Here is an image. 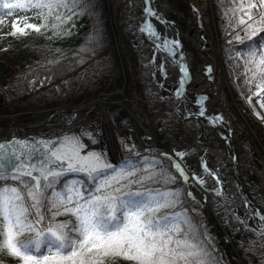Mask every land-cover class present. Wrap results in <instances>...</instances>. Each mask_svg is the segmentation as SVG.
Masks as SVG:
<instances>
[{"label": "snow or ice", "instance_id": "6c2138e0", "mask_svg": "<svg viewBox=\"0 0 264 264\" xmlns=\"http://www.w3.org/2000/svg\"><path fill=\"white\" fill-rule=\"evenodd\" d=\"M71 4L79 6L77 0ZM245 7L264 9V0L241 2L238 10ZM61 8L71 11L69 0H0V10H8V15L15 10H37L36 15L44 19L40 26L14 25L12 35H26L25 28L40 32ZM232 11L235 14L237 9ZM54 18L60 23L72 19ZM245 23L240 18L239 24ZM256 23L264 25V11ZM52 27L59 29L60 24ZM143 30L156 34L150 24ZM262 31L264 27L247 24L246 64L251 67L246 71L251 75L246 82L258 81L256 87L264 92V36L253 40ZM236 39L244 43L238 35ZM178 43L163 41L169 52ZM248 99L250 103L251 97ZM85 148L79 136L68 134L55 141L0 144V182H4L0 186V254L6 253L20 264H115L119 259L129 264H213L208 238L200 237L185 212L160 215L161 210L179 205L180 189L144 188L157 178L174 184L176 175L168 174L162 165L155 171L160 161L139 160L141 154L134 145L126 146L130 155L118 165L100 153L82 154ZM175 155L183 158L185 153ZM172 167L182 180L205 183L198 176L190 177L180 162L173 161ZM9 180L13 183H7ZM59 216L73 219L57 222Z\"/></svg>", "mask_w": 264, "mask_h": 264}, {"label": "rangeland", "instance_id": "374dc122", "mask_svg": "<svg viewBox=\"0 0 264 264\" xmlns=\"http://www.w3.org/2000/svg\"><path fill=\"white\" fill-rule=\"evenodd\" d=\"M141 1L142 0H137L139 6ZM9 2H12V0H9ZM212 2V6L215 8L214 1L212 0ZM121 3L124 4L125 1L111 0L112 6L110 9L114 22H111V24L115 26L116 40H119V48L123 50V52L120 53L123 65L120 64L121 62L119 61L116 53L119 64V72L122 74V69L125 68V72H127L126 82L124 83V80L121 77L113 79L109 84L111 85L109 88H111L112 91L109 89H99L96 94L81 99V101H76L75 99L73 100L74 102H66L64 101L65 97L63 96L56 105L32 107L29 106V103H36V100L41 101L44 98L41 96H45L46 92L52 94L56 93L60 96V90H58L57 85L61 84V91L65 92L64 82L69 78L65 80L62 79V82H56V80L49 81L43 84L45 87L40 86V82L33 81L30 84L31 89L27 90L29 98H25L23 99L24 101H22L27 103V107L19 109L17 106H19L20 103L14 104L15 101H12L0 108V121L4 118L5 122L4 127H0V141L8 139L14 135L26 136L34 131L32 129L25 130L23 128L15 130L11 127L13 123H24L25 125L29 124L39 126L44 124V126H42L44 128L39 129L37 132L42 135L46 133H60V131L63 130L61 123L50 124L48 126L45 125L48 118L56 113V111L68 112V109H72L75 106L79 108V106H82L83 104L89 105L94 99H96L97 95L99 96L101 93L108 92L117 94L121 91L123 85H125V97L122 99V104L125 108H128L127 110L131 111L134 116L133 120L138 128V132L145 142H150V144L155 145L151 148V150L156 151L152 153L156 154L157 152L169 150V147L173 145L174 153H185L186 155L184 158L186 160H194L196 162L193 172H197L200 168V163L204 161V159L208 156V153H204L202 157L200 149L202 145L199 142L201 140L199 139V141H195L196 135L199 132L198 126L195 120L188 116L189 113L186 112H189L190 110L195 112H204L203 107L205 106L209 112H216V114L231 117L235 123V134L244 139L242 143H239L234 136L232 137L227 131H224L227 124L224 123V125H222L219 123V126L225 137H231L236 145L239 144L237 147L239 150V163L235 164V160H232L231 158L232 164H229L227 167L220 166L221 170L225 171L224 176L215 173V176L210 177L211 181L205 185L210 194L208 195L209 202L205 205L204 202L203 204H200L197 201H192L190 196H188V193H191V196H195L196 193L194 191L195 187H190V189H188V193L186 194L187 197L185 198L188 205L185 206V208H181V212H184V210H192L193 212H198L202 216L203 228L206 232L208 241L212 244L213 248H215L216 255L221 258L223 264H264V235H262V231H264L262 226L263 220L258 218L260 216L256 215L257 213L253 211V207H259L262 212L261 215L264 214V135H262V133H264V127L260 126L259 123L254 120L255 114L247 113L242 107L236 105L238 102L254 113L253 105L251 102L249 103V99L244 102L239 101L240 99L237 98L233 90V82L235 79L233 76L229 75V73L227 75L226 72L227 66L231 63L229 54H225L223 52L221 54L218 51L216 55H214L217 58L215 64L212 63L217 71L214 77H209L201 73L202 66L205 65L204 62L206 61L203 56H206L208 53L210 54L209 50L204 49L203 51L201 48V45H205L207 41L204 33L205 29H203L202 26L205 25L209 27V30L213 34L212 38L215 40V45L218 43V38L220 37L217 36V34L220 33L217 28L218 19L214 14V10L212 12L210 9L206 11L194 9L192 14L186 12L182 19H177L180 22L179 26L173 25V27L179 29L178 32L181 42L183 43L185 50L190 53V56L187 53V60L188 58H191L189 66L192 72V79L188 81L187 85H185V91L188 89L186 93H192L185 96L184 94H180L189 101L188 104L185 101L183 102V112H179L182 116L181 117L177 116L174 112V94L182 90L183 86L181 85V82H186V80L183 78L180 79L181 76L178 74L179 68L175 63L170 64V67L168 64V70L166 66L164 70L165 78L155 75L156 72L153 74L151 69L154 68L157 71V67H154L151 64L148 65L147 55H153V51L150 47H155V44L146 40L145 42L147 43L149 49L144 52L143 48H139L138 44L134 43L133 39L136 27L144 25L145 17L141 13L140 9H137L136 4H130L133 9L131 14H129L128 8L126 11L121 9ZM236 4L238 11V23L240 18H243L246 23L239 24L241 27L238 29L235 37L238 35L242 39H246V36L248 35L246 32L247 24H253L255 27H264V25L256 23V21L259 20L260 13L264 11V9L259 7L254 9L256 12H251L250 14L252 19H249V13H241L238 10L239 2ZM36 11L37 10L22 13L20 10H15L11 15H8V10H0V35L5 36L8 30H15L14 25H18L21 28H24L25 24L40 26L41 17L36 15ZM195 17L200 18V20L203 18V22L200 21L198 26H194ZM162 28L165 30L166 28L171 27L165 23V26ZM28 29L29 28H25V31ZM160 30L163 31L162 29ZM119 31L123 34L125 42H122ZM155 31L156 33L159 32L158 29H155ZM112 34L114 35V33ZM136 34L140 35L139 31H136ZM169 38L173 39L174 35L169 34L167 38L168 41ZM136 42H138L137 39ZM6 44L7 41L5 39L1 40L0 45L5 47ZM114 44L113 39V44L111 46ZM105 53L109 52L106 50ZM178 57H180V55H178ZM221 57L225 59L223 62H221ZM160 59H162L161 56ZM208 64H210V62H208ZM169 71L171 73L170 75L168 74ZM163 86H165V90ZM185 91L183 92L185 93ZM20 98L21 96L16 101ZM113 98L116 99L115 101L120 99L119 96H114ZM136 98H141L142 102L145 103L143 105H139ZM226 101H228L231 107L227 111L225 110ZM152 106H154L153 111L157 113V117L165 120V124L162 125L165 130V135L161 134V131H157L156 117L153 118L149 115H143L142 118H138L139 115L136 112L139 108H146V112H149ZM187 106L188 108H186ZM115 108L116 109H113L112 112L117 110L122 112L123 110V108L118 104ZM11 112L15 114L13 117L8 115L11 114ZM92 112H95L97 117L93 118V115L88 116L84 114V118L80 120V123L78 122V129L83 130L90 122L96 123L100 118L104 117L111 144L115 149L118 147L117 151L115 150L117 165L125 157H127L128 154L130 155V153L126 150V146L131 147L132 145H128L127 143L125 144V140L126 138L128 140L130 139V134L133 130H119L114 127L112 125V119L110 118L109 111L101 107V104L89 113ZM115 113L116 116L121 118L122 114L117 112ZM188 117L190 118L188 119ZM151 122L154 125H152ZM151 126H154L155 128V132L153 131V133L150 131ZM86 129H92L96 133L98 132V130L94 127H88ZM253 129H256L257 133H255ZM88 132L91 131H87V133ZM149 134H151L152 139L149 138ZM203 136H205V131ZM87 137L88 138H86L85 141L86 143L88 142L90 146L96 143L94 139H90V135H87ZM161 139L165 140V148H163L162 145L157 146V143L161 141ZM193 142L195 143V146H193ZM220 143L224 144V139H220ZM94 148L96 149L95 146ZM215 148L217 149V147ZM216 149L214 150L212 148V150H209L212 152L210 154L213 157L208 159V162H211L214 170L219 160L218 157L213 155V153L216 152ZM137 150L139 151L140 149L137 148ZM178 162H180L179 158ZM162 167L165 170L164 164ZM160 169H155V171L158 172ZM237 172L240 174L242 179L245 180L244 183L241 182V178ZM148 182L150 183L145 187L147 189L153 191L159 190L161 192L172 190V184L165 183L163 178H157L154 181ZM0 185H2V182H0ZM258 189L263 190L260 191ZM197 193H200V191L197 190ZM171 210L172 208L161 210L160 215L163 216L166 214H172L170 212ZM181 212L177 210V213ZM262 216L264 217V215ZM254 219L258 221L256 222L257 225L255 224Z\"/></svg>", "mask_w": 264, "mask_h": 264}, {"label": "trees", "instance_id": "16d2710c", "mask_svg": "<svg viewBox=\"0 0 264 264\" xmlns=\"http://www.w3.org/2000/svg\"><path fill=\"white\" fill-rule=\"evenodd\" d=\"M213 1L214 14L218 19L219 36L226 37L232 29L241 27L238 23V11L235 14L232 11L237 9L236 3L238 2L237 0ZM77 4L79 6L72 7L71 0H69L72 10L59 9L53 17H49L48 27H42L40 32L28 29L25 31L26 35H20L19 33L12 35L15 30H8L5 36L0 35V42L3 39L7 41L5 47L0 45V108L17 100L23 90L29 88L33 81L45 84L49 81L58 80L86 64L88 65L84 69L64 82L65 92L71 102H74L75 99L81 101V99L93 96L99 89H110L111 85L109 84L113 79L122 78L116 53L111 51L103 54L113 44V32L111 31L112 26L107 1L77 0ZM20 11L27 13L34 10ZM55 15H61L62 18L71 16L72 19L60 23L55 20ZM58 23L60 24L59 29H53L52 26ZM43 24L44 19L41 17L40 25ZM206 30L209 35L210 49L215 52L216 45L214 38H212L213 34L207 26ZM55 31H59L60 34L54 35ZM261 36H264V31L260 32L257 37H253V40L258 41ZM249 43L247 39H244V43L239 41L238 44L231 47L234 56L226 68L227 75L229 73L235 79L233 90L241 102H244L250 94L258 89L256 87L258 81L252 84L246 82L251 75L250 72L246 71V68L251 67V65L246 64ZM98 56L101 57L96 59ZM59 101L60 98L56 93L46 92L41 104L38 106V102H34L33 107L56 105ZM17 107L23 109L27 107V103H20ZM159 157L158 154H154L147 158L160 161V164L155 166L156 170L165 164V171L170 175L177 176L176 182L172 184V189H180L181 202L177 207L172 208L170 212L172 214L177 213V210L181 212V208L188 205L185 199L187 197L186 184L175 173L171 161L166 157L165 159ZM144 158L139 157L138 159L143 160ZM7 183L12 184L13 182L9 180ZM149 183L146 182L144 188ZM184 212L190 218L200 237H207L203 228L202 216L192 210H184ZM71 219H73L71 216H59L57 222ZM22 238L27 239L28 237ZM207 243L212 254L213 264H223L221 258L216 255L212 244L208 240ZM0 264H20V261L5 253L0 254ZM115 264H129V262L119 259Z\"/></svg>", "mask_w": 264, "mask_h": 264}, {"label": "flooded vegetation", "instance_id": "af4514ba", "mask_svg": "<svg viewBox=\"0 0 264 264\" xmlns=\"http://www.w3.org/2000/svg\"><path fill=\"white\" fill-rule=\"evenodd\" d=\"M154 67H157V71L154 68H152L151 70L153 71V74H155V72H156L155 75H159L161 78H165V71H164L165 68H166L165 63H162L161 65L159 64L158 66L155 64ZM163 88L165 90V86H163ZM30 89H31V86H30ZM36 101L38 102V106H39L41 104V101H39V100H36ZM29 106H32L33 107L34 105H33V103H31V104L29 103ZM225 106H226L225 107L226 108L225 109L226 111L230 109V105H229L228 101L225 102ZM153 109H154V106H152V108L149 110V112H146L147 111L146 108H143V109H140L139 108L136 113L140 112L142 115H149V116H152L153 118L156 117V124H157L156 125V129H158L157 130L158 132L161 131V134L165 135V130L162 127V125L165 124V120L159 119L157 117V113L155 111H153ZM203 111L204 112L201 115L200 114L201 112H195V111L192 110L193 116L191 118H193L195 120V122H196V124L198 126V131H199L197 133L196 137L198 135H199L198 136L199 138L202 137L203 134H204V131H205V136L202 137V138L205 139V145H208V144L210 145L212 143L211 145L214 146L213 147L214 149H216L215 148L216 147V143L220 144L219 143L220 142V139H218L217 136L215 135V130L213 129L214 123L212 124V122H211V121H213V117L216 115V112L215 113L209 112L208 109H206L205 106L203 107ZM174 112H175V114L177 116H181L180 113H176V111H174ZM189 118L190 117H188V119ZM151 124H152V122H151ZM152 125H154V124H152ZM136 127L137 126L134 124V126L132 127V130L135 133V135L137 134L138 139L142 142V143H138V142L136 143L137 144V148L140 149L139 150V153L141 154L140 157L143 158V157H149L151 155H154L152 152H154L156 150H151V148L154 147L155 145L150 144V142L146 143L145 140L142 138V136L139 134V132L137 130L138 128H136ZM154 129H155L154 126H151V129H150L151 133H153ZM149 135H150L149 138H151L152 137L151 134H149ZM211 141H213L215 144L213 142H211ZM125 144H126V142H125ZM157 146H158V143H157ZM162 147L165 148L164 146H162ZM217 149L219 151L216 150V152L213 153V155L215 157H218L219 158L218 164H217V166H215V170H214L213 166L211 165V162H208V159L211 158V157H213L210 154L212 152L211 151H208V156L204 159V161H202L200 163L199 170L197 172H194V174L196 176L202 178L205 181L204 184H199L197 181H195L193 179H188L187 181L186 180H182L186 184L187 193H188V189H190V187L191 188H194V187L196 188V189L194 188V191L196 193L195 196L188 195V196H190V198L192 199V201H197L200 204H203V202H204V205L207 202H209L208 195H210V194H209L208 189L206 188L205 185H207L211 181V178L210 177L215 176V173H217V168L220 167V163L222 162V160H220V154H222V152H224L223 154L225 155V157L226 156H229V154H228L229 153L228 147H223L222 146L220 148L217 147ZM156 154H158V156H160L159 158L165 159V157H166L173 164V161H174L173 155L174 154L171 152L170 148H169V150H165V151H162V152H157ZM127 156H129V155H127ZM183 159L184 158H182V160ZM205 164L207 165V170L205 169ZM222 165L224 166V158H223ZM189 167H190V165H189ZM194 167H195V165H194ZM197 190H199L201 194L200 193H197ZM258 190L261 191V189H258ZM253 211L255 213H257L260 216L259 218L261 219V217H262L263 214L261 215L262 212L260 211L259 207H255V208L253 207Z\"/></svg>", "mask_w": 264, "mask_h": 264}, {"label": "bare ground", "instance_id": "6f19581e", "mask_svg": "<svg viewBox=\"0 0 264 264\" xmlns=\"http://www.w3.org/2000/svg\"><path fill=\"white\" fill-rule=\"evenodd\" d=\"M107 1V6H108V10H109V17H110V20H111V22L112 23H114L113 22V17H112V12H111V9H110V7L112 6L111 5V0H106ZM135 4H136V2H135ZM114 7V6H113ZM116 8V7H115ZM151 12V14L152 13H155V15L156 14H158L159 13V11H156L155 9L152 11H150ZM159 19L158 18H154V23H155V25H156V21H158ZM111 26H112V29H111V31L114 33V35H113V39H114V43H115V45H114V48H115V50H114V52L115 53H117V55H118V58H119V61L121 62L120 64L121 65H123V63H122V58H121V56H120V53H122L123 52V50L122 49H120L119 48V46H120V43H118V41L116 40V31H115V26H113V24H111ZM136 30H137V27H136ZM119 35L121 36V40H122V42H125V38L123 37V34L119 31ZM137 44H138V46L140 47V48H143V49H147V45L138 37L137 38ZM103 54H106V53H103ZM151 61H152V63L155 65L156 64V58H152L151 59V55H149V60H148V64H151ZM153 64H151V65H153ZM153 65V66H154ZM123 74V75H122ZM122 79L124 80V83L126 82V78H127V72H125V68H123L122 69ZM171 78V77H170ZM124 89H125V85H123V87H122V89H121V91H119L117 94H114L113 92H108V93H101L99 96L97 95L96 96V99H94L89 105H82V106H79V108H80V110H79V119H83L84 118V114H86V115H88V116H92V115H95L96 113L95 112H92V113H89L90 111H92L94 108H97L100 104H101V107H103L105 110H107V111H112L113 109H116L115 108V106L118 104V105H120V107H122L123 108V110H124V105L122 104V99L125 97V91H124ZM110 91H112V89L110 88L109 89ZM104 96V97H103ZM114 96H119L120 97V99H118L117 101H115L116 99H114L113 97ZM98 97V98H97ZM64 101H66V102H69L70 101V99L69 98H66ZM136 101H138L139 103V105H143L145 102H142V100H141V98L140 99H137L136 98ZM186 102L187 104H188V99L187 98H185V97H182L181 99H179V101H177V103H176V109L179 111V112H183V102ZM122 105V106H121ZM124 106V107H123ZM75 107H77V106H75ZM74 107V108H75ZM140 107H144V106H140ZM186 108H188V106L186 107ZM126 109H128L127 107H126ZM62 110V109H61ZM89 113V114H88ZM117 113H119V110H117ZM257 113H259V112H257V111H255L253 114H255V118L258 120V121H260V122H264V120L261 118V117H263L260 113H259V115H257ZM138 115H139V117L138 118H142V114L140 113V112H138L137 113ZM8 115H10L11 117H13L15 114H13V112H11V114H8ZM61 114L60 113H58V114H55L54 116H53V120H51V122L50 123H61L59 120L61 119ZM134 117V116H133ZM134 121V120H133ZM134 123H135V121H134ZM5 124V122H4V118H2V121H0V125L1 126H3ZM131 125V124H130ZM1 128H3V127H1ZM20 128H25V126L23 125V124H17V127H15L14 129L15 130H18V129H20ZM137 128V127H136ZM138 130V129H137ZM254 130V132L255 133H257L256 132V129H253ZM78 131L79 132H81L82 130H80V129H78ZM88 131H91V132H88V134H90V139H94V140H98V134L95 132V131H93L92 129L91 130H88ZM72 132H75V131H72ZM69 133H71V132H69ZM132 133V135H130V139L132 140V141H130L129 140V143H128V145H131V143H134L135 145H137L136 143L138 142V143H142L139 139H138V136H137V134L135 135V133L132 131L131 132ZM49 136H51V134L50 133H47ZM66 134V133H65ZM237 138L238 139H240V137H238L237 136ZM82 140V139H81ZM85 140H86V138H85ZM109 142H110V146H111V150H112V154L111 153H105L104 154V157L106 158V160L107 161H109V159H110V157H112V158H116V152H115V150L117 151V148L118 147H116V149L115 148H113V146H112V144H111V141H110V138H109ZM211 142H213V141H211ZM214 143V142H213ZM212 144V143H211ZM215 144V143H214ZM236 144V143H235ZM102 145H103V147H104V143L102 142ZM133 145V144H132ZM158 145H162V146H165V140H163V139H161V141H159L158 142ZM216 145H218V143H216ZM171 146H173V145H171ZM170 146V147H171ZM190 146V145H189ZM193 146H195V143L193 142ZM87 148H85L84 150H83V153L82 154H86L87 152H88V150H86ZM90 150V149H89ZM91 152V151H90ZM102 154V153H101ZM103 155V154H102ZM110 160H112V159H110Z\"/></svg>", "mask_w": 264, "mask_h": 264}, {"label": "water", "instance_id": "95a60500", "mask_svg": "<svg viewBox=\"0 0 264 264\" xmlns=\"http://www.w3.org/2000/svg\"><path fill=\"white\" fill-rule=\"evenodd\" d=\"M111 50H115L114 46L111 48ZM209 73H211L213 70H212V67L209 66ZM73 74H69L67 77H71ZM188 82H186L184 85H183V88H182V91L185 90V85H187ZM58 88L60 89V91L62 90L61 89V86H58ZM61 93H63L61 91ZM178 100H176V103H177ZM88 127H94L95 129L98 130L97 134H98V140H94L96 141V143L92 144L91 146L89 145V143L85 141V138H88L87 135H85V133H87V129ZM68 135H75V136H79L82 140V143L84 145H86V150L91 151V152H95V153H102L103 156L105 153H111L112 154V150H111V146H110V142H109V135L107 133V130L104 126H99V124H88L85 126V128L79 132L78 130H75V132H71V133H66ZM65 134L61 135V134H51V136L49 135H45V136H40V135H29L27 137H21V136H18V137H13L11 139H8V140H3L0 142V144H8V143H11V142H14V141H26V142H38L40 140H51V141H55V140H58L59 138H61L62 136H64ZM102 142L104 143V147L102 145ZM94 146L96 147V149L94 148ZM90 149V150H89ZM95 149V150H94ZM113 155V154H112ZM112 159V160H110ZM109 161L110 163H112L113 165L116 164V159L115 157L112 158L110 157ZM35 162V160H33V163Z\"/></svg>", "mask_w": 264, "mask_h": 264}, {"label": "built area", "instance_id": "2783aa9c", "mask_svg": "<svg viewBox=\"0 0 264 264\" xmlns=\"http://www.w3.org/2000/svg\"><path fill=\"white\" fill-rule=\"evenodd\" d=\"M156 6L159 5H168V6H173L174 10H177V5H196L200 7H208L211 4V0H153ZM249 2H258V0H243V3L247 5ZM245 9H248L245 7ZM255 102L261 105V103H264V92H259V95H256L254 97ZM262 113L264 114V108L260 107ZM79 110L80 108L75 107L72 109H69L68 112L66 113L65 120H64V126L66 128H73L79 121Z\"/></svg>", "mask_w": 264, "mask_h": 264}]
</instances>
